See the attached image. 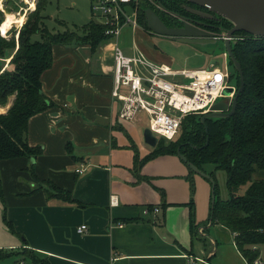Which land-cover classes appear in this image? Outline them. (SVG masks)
I'll use <instances>...</instances> for the list:
<instances>
[{
    "label": "crops",
    "instance_id": "1",
    "mask_svg": "<svg viewBox=\"0 0 264 264\" xmlns=\"http://www.w3.org/2000/svg\"><path fill=\"white\" fill-rule=\"evenodd\" d=\"M119 38L95 48L84 41L52 45V64L41 77V89L51 103L29 117L26 131L29 146L39 147L40 153L0 159L2 203L13 226V239L4 247L29 249L46 264H189L185 255L208 264L226 259L248 264L235 247L233 233L208 226L209 178L191 173L177 154L135 164V155L138 161L144 159L153 147L143 140L140 120L120 118L121 102L111 97L114 47L126 55L136 52L126 53L128 40L123 38L120 45ZM80 165L83 172L77 173ZM252 179H264V169H255ZM57 189L82 205L56 196ZM154 207L159 210L154 212ZM81 224L87 228L78 233ZM263 253L264 244L259 246L261 261ZM10 262L37 264L21 254Z\"/></svg>",
    "mask_w": 264,
    "mask_h": 264
},
{
    "label": "trees",
    "instance_id": "2",
    "mask_svg": "<svg viewBox=\"0 0 264 264\" xmlns=\"http://www.w3.org/2000/svg\"><path fill=\"white\" fill-rule=\"evenodd\" d=\"M163 8L179 13L181 2L186 0H158ZM46 0H37L35 9L30 12L18 32L17 44L14 36L6 39L0 34V106L8 103L5 112H0V159L21 156L35 157L40 153L37 146H29L26 140L29 117L49 107V101L41 89V77L52 64V45L84 41L95 48L108 39L104 34L105 26L90 19L82 31L66 29L52 32L43 24L41 11ZM137 21L139 26L147 29L144 9L154 6L147 0H137ZM6 5V4H4ZM163 16V11H157ZM216 24L221 29L231 24L218 17ZM3 12L0 9V26ZM37 33L40 39L32 40ZM233 47V53L239 62L244 79V87L237 98L235 111L228 117L206 119L208 132L201 123V114H187L183 117L177 136L172 140L159 138L152 151L135 164L143 163L153 156L161 154H181L193 165L206 172L211 178L215 196L210 201L209 218L216 224L234 234L233 240L239 254L248 264L259 258V246L264 244V179H252L255 169H264V37H254L245 31ZM8 50H12L7 54ZM6 59H9L5 66ZM231 64V63H230ZM229 75L238 87L239 77L229 66ZM208 143L206 144V138ZM213 164L214 169L205 171L204 166ZM225 173L224 187L217 181L215 172ZM191 173L193 172L190 169ZM226 193L223 195V193ZM56 196L63 200L82 205L71 197L70 193L57 189ZM0 199L3 195L0 186ZM190 232L196 235L197 224L192 202L189 205ZM5 224L13 226L3 216ZM0 248V258L13 254ZM34 260L37 264L46 262L35 258L31 251L22 248L14 252Z\"/></svg>",
    "mask_w": 264,
    "mask_h": 264
},
{
    "label": "built area",
    "instance_id": "3",
    "mask_svg": "<svg viewBox=\"0 0 264 264\" xmlns=\"http://www.w3.org/2000/svg\"><path fill=\"white\" fill-rule=\"evenodd\" d=\"M36 1L34 0L35 4ZM136 1L93 0L91 10L93 15L98 16L94 20L105 26L104 34L108 38L118 37L126 24L139 26ZM150 1L159 5L156 0ZM34 8L24 10L27 12ZM0 9L2 10L1 7ZM217 37L224 39L227 36L223 32ZM228 38L238 41L242 36L234 33ZM112 57L114 66L111 97L121 102L118 116L136 122L140 120V113H143L148 121L147 127L158 139H174L183 117L187 114L202 115L210 112L220 97L221 100L231 102L237 91V86L229 83L230 75L226 64L219 67L211 62L201 68H173L169 64L146 58L139 50L126 55L119 46L114 47ZM226 88H231V92L224 94ZM75 171L82 173L83 166L80 165ZM111 203H116V199L112 198ZM158 210V207L153 208L154 212ZM148 212L147 208L143 209L144 214ZM86 228V224H81L76 230L82 233ZM185 256L189 264H196L198 260L202 264H208L206 259ZM253 264L263 262L257 258Z\"/></svg>",
    "mask_w": 264,
    "mask_h": 264
},
{
    "label": "rangeland",
    "instance_id": "4",
    "mask_svg": "<svg viewBox=\"0 0 264 264\" xmlns=\"http://www.w3.org/2000/svg\"><path fill=\"white\" fill-rule=\"evenodd\" d=\"M29 2L30 0H1L0 7L2 8L3 6H5L4 4H6V6H9L12 9V13H16V11L25 13L26 19L27 15L33 11L32 10L25 12L24 10L29 8ZM92 3L93 0H46L45 6L41 11L44 16L42 18L43 24L47 27L48 30L52 32H63L66 29L81 32L83 26L87 22H89L91 18L95 20L98 19V16L93 15L92 13ZM5 14L6 13L3 12V19L5 17ZM21 27L22 25L17 26L16 24H14L7 30L6 28H3L4 30H2L1 28L0 34L6 39H11L14 36L17 44L18 32ZM123 28L120 33L119 44L123 45V38H126L128 40V46H126L125 49L126 53H131L132 49L139 50L144 54L146 58L155 62H164L166 64H169L173 68H201L209 65V63L211 62H213L216 66L224 67L225 60L221 53L207 54L204 52H200L189 43L179 42L168 36H163L148 31L139 30L137 33H135L131 24ZM217 35L221 36L222 31L217 33ZM36 39H40V36L37 33L32 35V40ZM11 52L12 50H8L7 54ZM6 64L7 59L5 62V66ZM229 83L234 85L235 81L231 79ZM12 99L13 96H10L8 101L11 103ZM217 100L220 101L221 97ZM4 109V111L0 112H5L7 110V108ZM147 126L148 121L145 115L143 113H140L139 129L141 130V133ZM210 168L214 169L215 166L213 164H207L204 166V169L206 171H209ZM215 176L217 183L221 187H224L226 178L225 173L221 170H216ZM225 194L226 193L224 192L223 195ZM6 208V203L3 204L0 199V248L10 251L11 248L4 247L6 242L13 239L10 228L5 224L3 220L4 215L7 218ZM229 243L232 244L231 241ZM1 244H3V246ZM15 249L16 248H14L13 250L14 252L17 251V249ZM14 252L10 256L0 258V262H6L5 264H7V262L8 264H15L14 262L9 263V260L12 261L20 256L15 254ZM215 258L216 255L212 258L213 263L216 262V260H214ZM261 262H264V253L263 260ZM229 263L230 261L226 259L223 264Z\"/></svg>",
    "mask_w": 264,
    "mask_h": 264
},
{
    "label": "water",
    "instance_id": "5",
    "mask_svg": "<svg viewBox=\"0 0 264 264\" xmlns=\"http://www.w3.org/2000/svg\"><path fill=\"white\" fill-rule=\"evenodd\" d=\"M190 3L204 7L208 12L191 9L201 17H212L215 14L218 17L228 21L231 24L230 28L219 30L225 33L224 39L214 38V34L203 29L202 23H186L183 27H167L161 19L157 16L155 11L151 8H145L144 13L146 17V26L148 31L168 36L176 41L189 43L195 49L207 53L215 54L221 53L224 56L225 64L228 72L229 66L235 70L239 77V84L237 91L231 102L224 100L217 101L211 107V111L201 115V123L204 125L205 132H208L206 119L209 118H224L230 116L234 111L237 103V98L244 87V79L241 66L233 53V47L237 43L235 40H230L228 37L238 31H245L254 37H264V0H187ZM3 12H11L9 6L2 7ZM231 63V64H230ZM2 61L0 60V65ZM231 80V78H230ZM236 85V83L234 84ZM237 86V85H236ZM231 92V88H226L224 94ZM144 142L150 147H154L158 141L151 130L146 127L142 131ZM208 137L206 138V144ZM178 157L184 161L188 167L195 173L207 177L211 180L209 175L189 162L186 157L181 154L177 148ZM213 184L211 185V190ZM215 196L211 193V201H214ZM212 223V218H209L208 226ZM216 246V245H215ZM215 252V251H214Z\"/></svg>",
    "mask_w": 264,
    "mask_h": 264
},
{
    "label": "flooded vegetation",
    "instance_id": "6",
    "mask_svg": "<svg viewBox=\"0 0 264 264\" xmlns=\"http://www.w3.org/2000/svg\"><path fill=\"white\" fill-rule=\"evenodd\" d=\"M150 2V4L152 6H154V9H156L157 11H163V16H161L159 13H155L157 14V16L161 19V21L167 26V27H183L186 23H193V24H197V23H202L204 25H202L201 27L211 33L214 34V38H218L217 37V33H219L220 31L218 30V28H221L220 25L216 24L215 21H217L218 16H216L215 14H213L212 17H201L199 16L197 13H193L191 11V9L194 10H198V11H204V12H208L207 9H205L204 7L198 6L196 4L190 3L188 2H181V10L179 13H174L172 11L166 10L165 8L162 7V5L160 4V2L158 0H156V2H158L159 5H155L153 3V1L151 2L150 0H147ZM145 16V13H144ZM146 19V17H145ZM223 56V55H222ZM224 57V56H223ZM238 88V87H237Z\"/></svg>",
    "mask_w": 264,
    "mask_h": 264
},
{
    "label": "bare ground",
    "instance_id": "7",
    "mask_svg": "<svg viewBox=\"0 0 264 264\" xmlns=\"http://www.w3.org/2000/svg\"><path fill=\"white\" fill-rule=\"evenodd\" d=\"M1 1V0H0ZM35 7L34 0H30L29 2V8L33 9ZM6 13V12H5ZM25 21V13H12L7 12L5 14V17L2 21V24L0 26V29L4 30L6 28L9 29L12 25L16 24L17 26H21ZM4 28V29H3Z\"/></svg>",
    "mask_w": 264,
    "mask_h": 264
}]
</instances>
